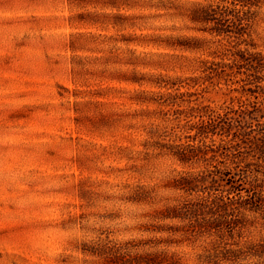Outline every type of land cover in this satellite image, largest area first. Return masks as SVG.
Listing matches in <instances>:
<instances>
[{
    "label": "rangeland",
    "instance_id": "rangeland-1",
    "mask_svg": "<svg viewBox=\"0 0 264 264\" xmlns=\"http://www.w3.org/2000/svg\"><path fill=\"white\" fill-rule=\"evenodd\" d=\"M0 264H264V0H0Z\"/></svg>",
    "mask_w": 264,
    "mask_h": 264
}]
</instances>
